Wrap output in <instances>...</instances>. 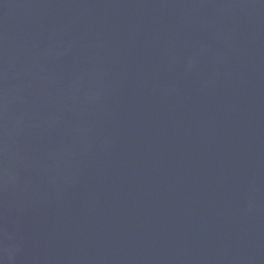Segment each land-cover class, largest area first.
I'll list each match as a JSON object with an SVG mask.
<instances>
[{"label": "water", "instance_id": "1", "mask_svg": "<svg viewBox=\"0 0 264 264\" xmlns=\"http://www.w3.org/2000/svg\"><path fill=\"white\" fill-rule=\"evenodd\" d=\"M0 264H264V0H0Z\"/></svg>", "mask_w": 264, "mask_h": 264}]
</instances>
